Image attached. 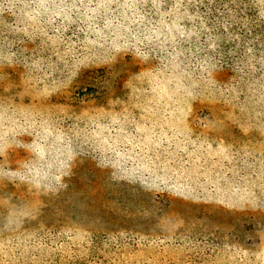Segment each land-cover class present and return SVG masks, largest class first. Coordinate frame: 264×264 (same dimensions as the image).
<instances>
[{
	"label": "rangeland",
	"instance_id": "rangeland-1",
	"mask_svg": "<svg viewBox=\"0 0 264 264\" xmlns=\"http://www.w3.org/2000/svg\"><path fill=\"white\" fill-rule=\"evenodd\" d=\"M23 63L0 61V264H264V98L244 91L214 100L199 90L189 94L192 109L178 87L158 82L143 60L122 52L95 79V92L63 95L67 105L56 104L45 100L53 97L51 87L41 93L32 64ZM188 123L232 159L226 171L212 164L211 176L203 177L223 175L217 192L216 186L197 190L195 180L186 187L154 184L156 175L166 177L159 169L167 147L160 142ZM90 166L104 171L94 175ZM69 182L72 190L60 191ZM50 199L58 208L46 218ZM41 236L55 240L37 243L36 256L30 240ZM133 239L160 243L139 251L120 246H133ZM212 242L222 248L205 259Z\"/></svg>",
	"mask_w": 264,
	"mask_h": 264
},
{
	"label": "trees",
	"instance_id": "trees-1",
	"mask_svg": "<svg viewBox=\"0 0 264 264\" xmlns=\"http://www.w3.org/2000/svg\"><path fill=\"white\" fill-rule=\"evenodd\" d=\"M122 52L143 60L145 68L150 67L149 73L157 74L158 82L171 89L178 87L181 101L186 99L192 109L190 104L194 100L189 94L196 97L202 94L199 90L213 94L214 100L222 96L234 98L244 91L254 92V100L261 102L264 98V0H0V61L17 68L29 61L31 73L37 75L40 92L51 87L49 95L53 97L45 99L48 102L67 105L62 101L65 98L95 92V79L102 76L106 63L118 60ZM84 61L97 65L91 70L83 69ZM2 75L6 76L4 72ZM14 75L18 78L16 72ZM88 77L92 79L90 84L85 82ZM20 80L16 79L15 83L20 84ZM31 87L29 83L24 94L29 95ZM228 91L232 93L228 95ZM3 97L0 96L1 103ZM193 116L192 113L188 117ZM187 128L179 136L160 142L159 147H167L165 163L159 169L166 177L156 175L154 184L159 187L172 182L186 187L195 180L199 183L197 190H205L202 186H216V192L223 189L218 184V180L223 181L222 174L212 179L203 180V177L211 176L208 168L212 164H219L217 169L222 171L231 167L227 149L213 143L202 128L191 123ZM198 167L202 170L192 175ZM88 169L98 176L104 171L92 166ZM189 169L192 174L187 172ZM75 170L76 164L70 167V175ZM99 184L98 179L92 186ZM70 190L71 182L60 188L63 192ZM51 201L42 210L46 218L53 215L51 209L58 208L56 200ZM51 240L55 239L41 236L35 237V242L30 240L36 256L37 243L42 245ZM133 241V246L123 243L120 246L124 250L139 251L152 248L151 242L160 243L156 239ZM206 244L209 248L205 259L215 256L214 252L222 248L217 242Z\"/></svg>",
	"mask_w": 264,
	"mask_h": 264
}]
</instances>
